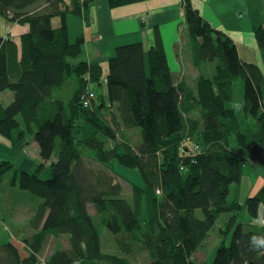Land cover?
<instances>
[{
  "label": "trees",
  "instance_id": "1",
  "mask_svg": "<svg viewBox=\"0 0 264 264\" xmlns=\"http://www.w3.org/2000/svg\"><path fill=\"white\" fill-rule=\"evenodd\" d=\"M142 1L107 0L110 8ZM93 2L0 0L1 18L28 26L20 36L19 60L16 45L5 42L4 47L0 38V93L13 96L6 107L0 104V136L9 141L33 136L40 160L49 163L15 176L19 189L40 202L29 221L33 234L0 245V264H40L36 257L45 240L60 236L67 237L68 249L55 250L45 264H132L133 244L147 254L143 264H264V233L237 222L242 210L250 218L264 217V184L243 203L230 199L232 191L238 196L246 159L264 167L260 69L242 61L232 39L184 0L192 64L198 69L214 63V74L199 75L195 89L175 84L156 33L148 50L141 43L115 48L106 94L99 96L90 86L102 80L100 65L80 61L82 39L70 43L66 27L51 24L66 14L83 16ZM254 37L264 61V27ZM68 81L72 96L61 102L53 95ZM238 81L243 85L239 112L233 96ZM89 93L95 98L84 108L80 100ZM195 111L198 119L191 116ZM119 126L139 129V142L124 140L107 149ZM80 146L100 165L116 161L137 171L142 189L124 199L112 176L86 166ZM11 170L13 164L0 159V180ZM225 213L231 216L219 230L212 258L197 261L194 254ZM104 230L121 256L103 252Z\"/></svg>",
  "mask_w": 264,
  "mask_h": 264
},
{
  "label": "crops",
  "instance_id": "2",
  "mask_svg": "<svg viewBox=\"0 0 264 264\" xmlns=\"http://www.w3.org/2000/svg\"><path fill=\"white\" fill-rule=\"evenodd\" d=\"M189 1L213 29L232 39L240 59L257 65L264 77L262 52L254 37L255 31L259 27H264V0ZM183 2L184 0H145L110 8L107 0H95L83 16L66 14L63 17L53 18L51 24L53 28H58L63 24L66 27L70 43H75L78 38L82 39L80 61L100 65L102 80L97 85L102 90V95L106 94L104 81L108 72V60L113 56L115 48L141 43L144 50H148L155 44L156 33L164 47L173 82L175 84L182 82L190 87L195 85V80L199 75L211 77L214 74L215 64L206 63L198 69L193 66L189 39H186L184 26L181 25L184 22ZM183 25L185 24L183 23ZM27 32V25L11 23L0 17V38L4 40L3 46L5 47V42L14 43L17 48L18 60L20 58V36ZM238 82L233 84V96L237 93L235 95L241 105L243 85ZM94 87L90 86V89ZM59 91L53 96L62 102L63 97ZM12 98L11 92H2L0 93V104L5 106L4 104L9 103ZM114 109H116L115 106ZM31 148L34 150L30 155L28 152L32 151ZM38 153V146L33 136H28L21 141H9L0 136V159L11 162L16 171H28L34 168ZM17 160H19L18 163H16ZM247 181L253 183V188L247 196L251 197L264 184V167L250 161L245 162L241 182L237 186L238 193L240 185ZM257 218L262 220L261 213L256 218L246 215V226L253 228L251 230L258 229L264 233V225L253 223V220ZM31 232L33 234L32 230ZM11 237L14 236L0 226V245L8 243ZM56 248L54 247V250L51 248L49 251L43 246L41 252L46 250V253L50 252L49 254H51Z\"/></svg>",
  "mask_w": 264,
  "mask_h": 264
},
{
  "label": "rangeland",
  "instance_id": "3",
  "mask_svg": "<svg viewBox=\"0 0 264 264\" xmlns=\"http://www.w3.org/2000/svg\"><path fill=\"white\" fill-rule=\"evenodd\" d=\"M183 23H181V25L184 26V35L186 36V39H188L187 32L185 30V25H183ZM196 82H197V78L195 80V84ZM238 84H242V82L239 81ZM70 85L71 84L69 81L66 82L65 88H63L64 90L61 91L63 97L62 100L64 102H67L69 98L72 96L73 90ZM194 86H190L189 88L195 89ZM94 89H96L99 96L103 94L100 87L97 86L96 88L94 87ZM235 94H234V99H235L234 108L236 111H238V109L240 108V101L238 102V99ZM9 103L4 104L5 107ZM113 113L116 114V109L113 110ZM191 116H193L192 118L194 119H198V114L196 111L193 112ZM139 139H140L139 129L126 130L119 126L117 127V134L115 137V141L114 142L109 141L106 145V148L108 149V148L118 147L122 144L124 140L128 141L130 145H136L139 142ZM232 146L234 148V145ZM34 148H31L32 151L30 150L28 154L29 153L30 155L33 154ZM79 151L82 157L84 158L87 167L95 170L100 169L104 171L106 174L112 176L116 180V182L120 184L122 189L121 195L124 199L130 201L132 199V194L134 190L142 189L143 186L142 179L137 171L126 169L120 166L116 161L108 165H100L97 162H95L94 155L90 150L80 146ZM118 152H122V150L120 149ZM18 161L19 160H17L16 163H18ZM247 161L249 160L246 159L245 162ZM35 163L36 164L34 166L36 167V169L37 166L39 165L43 166V168H46L49 165V163H43L40 160L39 156L38 159H36ZM15 167L17 168V166ZM17 174L18 171L11 170L7 174H5L0 180V226L8 230L10 235L14 236L11 238H14L18 241L19 239L22 240L31 235L32 232L29 225V221L33 217L34 212L40 200L28 194L27 192L21 191L19 189L18 185L15 183V176ZM46 177L47 175L44 174V169H42L40 178L43 179ZM234 187L235 186L233 185L232 188ZM252 188H253V183L250 181H247L246 183L240 185L239 193H238L239 195L238 201L240 203H243L245 199L248 198L247 196H249ZM230 199H237V195L233 191L231 193ZM93 210L94 209L91 206L90 212L93 213ZM237 215H238L237 222L242 223L243 224L242 227L244 229L247 230L253 229L246 226L247 222L245 216L247 214L244 210L239 211ZM230 216L231 213H225L219 216L218 221L208 233L207 238L199 246L197 252L193 256L197 261L206 262L212 258L216 248L220 243L219 230L220 228L224 227V224L227 222ZM263 219L264 217L262 218V220H258V218L254 219L253 223L264 225ZM43 246H45L49 251L51 248L54 250V247H57L55 250L68 249V240L66 236H60L57 238L48 237L45 240ZM101 247L103 252H108L111 254L121 256L119 249L114 243L112 235L107 230L106 231L104 230V232H102L101 234ZM132 250L134 252V256H133L134 258L132 264H143L147 262L148 260L147 254L140 247L139 244H133ZM49 253H46V250H43V252L39 253V255L36 257L37 261L40 264H45V260L47 259Z\"/></svg>",
  "mask_w": 264,
  "mask_h": 264
},
{
  "label": "built area",
  "instance_id": "4",
  "mask_svg": "<svg viewBox=\"0 0 264 264\" xmlns=\"http://www.w3.org/2000/svg\"><path fill=\"white\" fill-rule=\"evenodd\" d=\"M95 97H94V94L93 93H89V94H86V95H83L82 97H81V100H80V102L82 103V106L84 107V108H89L90 107V101L92 100V99H94ZM157 193H158V191H157Z\"/></svg>",
  "mask_w": 264,
  "mask_h": 264
}]
</instances>
